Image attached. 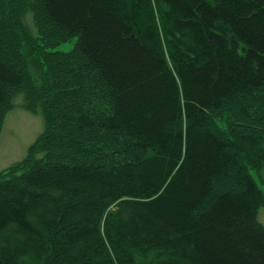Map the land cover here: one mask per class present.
Masks as SVG:
<instances>
[{"label": "trees", "instance_id": "1", "mask_svg": "<svg viewBox=\"0 0 264 264\" xmlns=\"http://www.w3.org/2000/svg\"><path fill=\"white\" fill-rule=\"evenodd\" d=\"M19 94L0 264H264V0H0Z\"/></svg>", "mask_w": 264, "mask_h": 264}, {"label": "rangeland", "instance_id": "2", "mask_svg": "<svg viewBox=\"0 0 264 264\" xmlns=\"http://www.w3.org/2000/svg\"><path fill=\"white\" fill-rule=\"evenodd\" d=\"M74 42L64 43L55 51L68 52ZM44 118L41 113H32L24 107V96L19 94L13 108L7 113L0 130V171L23 160L29 147L44 131ZM254 173V172H253ZM264 191V181L258 180ZM259 221L264 225V208L259 210Z\"/></svg>", "mask_w": 264, "mask_h": 264}, {"label": "bare ground", "instance_id": "3", "mask_svg": "<svg viewBox=\"0 0 264 264\" xmlns=\"http://www.w3.org/2000/svg\"><path fill=\"white\" fill-rule=\"evenodd\" d=\"M45 49V48H44ZM26 89V88H25Z\"/></svg>", "mask_w": 264, "mask_h": 264}]
</instances>
